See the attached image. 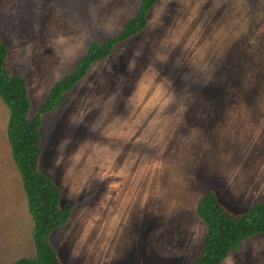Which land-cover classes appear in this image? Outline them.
I'll use <instances>...</instances> for the list:
<instances>
[{
  "label": "rangeland",
  "instance_id": "1",
  "mask_svg": "<svg viewBox=\"0 0 264 264\" xmlns=\"http://www.w3.org/2000/svg\"><path fill=\"white\" fill-rule=\"evenodd\" d=\"M140 2L0 0L29 118ZM9 119L0 98V264L36 256ZM42 119L40 169L74 206L50 237L62 264H193L208 190L236 214L264 199V0H159L147 28ZM222 264H264V234Z\"/></svg>",
  "mask_w": 264,
  "mask_h": 264
},
{
  "label": "trees",
  "instance_id": "2",
  "mask_svg": "<svg viewBox=\"0 0 264 264\" xmlns=\"http://www.w3.org/2000/svg\"><path fill=\"white\" fill-rule=\"evenodd\" d=\"M158 2L141 0L137 14L119 35L101 43L93 42L76 68L53 85L34 118H29L31 101L27 83L8 68L10 49L0 38V98L10 110L7 135L34 221L36 249L35 258H22L13 264H62L50 237L69 222L74 210L73 205L63 206L60 187L40 169L43 115L59 109L66 95L87 76L90 69L99 61L108 59L120 43L141 34ZM196 213L207 231L193 264H222L232 252L240 250L245 240L264 234V199L247 211L236 214L223 205L214 190H208L200 198Z\"/></svg>",
  "mask_w": 264,
  "mask_h": 264
},
{
  "label": "crops",
  "instance_id": "3",
  "mask_svg": "<svg viewBox=\"0 0 264 264\" xmlns=\"http://www.w3.org/2000/svg\"><path fill=\"white\" fill-rule=\"evenodd\" d=\"M155 7H156V6H155ZM155 7H154V8H155ZM154 8H153V9H154ZM148 24H149V23H148Z\"/></svg>",
  "mask_w": 264,
  "mask_h": 264
}]
</instances>
